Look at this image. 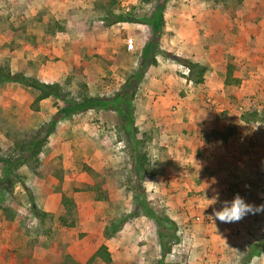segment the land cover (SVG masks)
Here are the masks:
<instances>
[{"label":"rangeland","instance_id":"1","mask_svg":"<svg viewBox=\"0 0 264 264\" xmlns=\"http://www.w3.org/2000/svg\"><path fill=\"white\" fill-rule=\"evenodd\" d=\"M37 1L40 4L35 12L27 16L43 23L44 16L51 15L46 24L49 31H62L65 17L88 18L96 43L116 21L122 24L117 27L120 34L115 32L118 39L106 40L111 48L107 54L98 53L95 43L90 48L93 50L88 51L90 38L87 34L79 37V59L87 66L79 62L65 82L48 84L58 85L60 90H55L63 96V100L50 96L52 117L47 108L50 105L36 102L38 91L12 78L21 76L42 82L10 71L11 80L0 82L1 95L10 89L13 94L17 90L22 93L23 88L33 91L29 93V106L14 105L15 114L9 110L5 113L3 104L0 105V241L3 247L8 243L7 250L13 253L15 263L20 258L21 264H107L98 258L90 261L101 245L110 253L108 264H218L220 260L224 264H250L257 260L258 250L264 246V213L225 224L213 216V209L219 210L221 204H212L214 201L209 199L217 193L219 201L239 194L247 203L264 204L262 160L254 172L250 166L257 177L254 182L246 176L237 185L226 183L222 188H209L205 178L212 174L207 173L194 187L182 186L179 172L192 167L188 162L181 166L179 153H170L179 152L180 143L173 135L181 132V127L178 119L151 125L146 118L151 110L160 108L150 104L154 99L148 96L154 91L147 86L145 74L155 68L159 74L168 70L167 76H173L174 92L165 94L162 113L174 116L179 111L193 112L195 121L198 113H212L211 118L217 120L216 126L222 132L214 128L204 130L203 124L196 127V131L205 132L206 137L201 136L210 151L218 145L225 147L224 142L230 146L241 144L248 151L243 160L257 162L262 157L252 159L249 154L255 147L256 152L264 147V107L259 121L251 119L255 95L246 93L250 75H258L256 59L251 54L260 49L256 38L264 29V0L33 2ZM55 3L61 11L55 8L57 11L52 12L50 8ZM2 9L4 23H13L10 11L7 14L6 7L0 5ZM16 16L21 21L26 14ZM155 17L160 19L157 26ZM13 28L20 30L22 25ZM81 43H85V50L79 47ZM129 44L132 50H128ZM191 64L196 66L193 73L188 69ZM211 67L219 69L217 75L208 73ZM201 68L202 82L195 84ZM137 73L142 75L138 83L134 80ZM205 75L213 76L212 86H203ZM178 79L181 86L177 89L174 82ZM124 96L129 98V115ZM183 100H192L197 108ZM66 101L101 104L79 114L59 115V127L56 124L47 135V152L40 154L38 176L25 165L14 170L12 163L11 173L5 177V161L19 157V142L27 144L29 137L58 118L56 115L66 107ZM245 108L251 112L246 114ZM243 116L250 120L245 121ZM153 131L157 133L156 139ZM228 136L233 142L226 141ZM180 151L183 153V147ZM208 155L209 161H215V153ZM25 175L32 179L30 184ZM62 195L73 201L70 218L62 205ZM53 198L55 201H50ZM63 215L73 227L60 223ZM107 226L118 231H110L105 237ZM251 253L255 255L249 257Z\"/></svg>","mask_w":264,"mask_h":264},{"label":"crops","instance_id":"2","mask_svg":"<svg viewBox=\"0 0 264 264\" xmlns=\"http://www.w3.org/2000/svg\"><path fill=\"white\" fill-rule=\"evenodd\" d=\"M33 1L35 0H0V5H2V7L5 6L7 9L6 13L8 14L10 11L11 15H13L10 18L13 21V23L11 24L9 22L4 23L3 19L6 20V16H0L1 19L0 69L3 67H7L6 70L13 73V75L14 73H22L25 77L36 78L38 81L45 84L63 83L71 76L73 68H75L77 63L81 62L77 51V47H78L77 43H80L79 37L87 34V36L90 38L89 40L91 41V44L90 41H88L87 43L89 49L94 47L95 39L90 34V28H89L90 20H88V18H86V20L83 19L78 20L75 17H65L66 19L64 20L65 22L62 31H58L57 29L49 31L46 28V24L50 21L51 15L44 16V19L42 20L43 23L40 22L39 20H34L33 17L29 18L27 16L29 12H35L34 9L40 4L38 1L37 2H33ZM45 1L48 0H43L41 2H45ZM55 8L61 11V8L56 7V3L52 5L50 9L52 10V12H55L57 11ZM2 12L3 9L0 10V15ZM20 13H25L26 17L21 18V21H18L17 19L19 16L16 15ZM61 19L64 18L63 17L56 18V21H60ZM19 23H21L22 28L20 30L17 28L14 29L13 27H17ZM43 24L44 26H42ZM121 24L122 22L116 21V23L111 25V28H107L106 32H102L104 34L101 33L100 36L102 37V39L99 41L97 40L95 43V48L99 50L98 53L101 54L108 53L107 51L110 50L111 48H109V45L106 42V40L113 38L112 40L115 41L118 39V37H116L115 32L119 31L118 33L120 34V30L117 29V27H119L118 25ZM98 31L100 32V29ZM112 31L114 32L113 34ZM256 42L259 43L260 49L256 51H252L253 53L251 55L255 56L256 59L255 72H257L258 75L256 76L253 73L250 75L249 80L247 82L248 92L246 94L247 96L255 95V99H254L255 101L253 102H256V106H254L252 110L253 112L252 115H256L255 121L256 120L259 121L258 116L261 114L264 107V29L258 32ZM10 44L11 45L15 44V45L10 46ZM84 44L85 43H81V45L79 46L82 47L81 48L82 50H85L83 47ZM92 50L93 49H90L88 51H92ZM137 51L139 52L140 48ZM6 64L8 66H6ZM80 64L83 67L87 66L85 62H81ZM97 70L101 71V69L98 68ZM158 71L159 70H157L156 72V69L153 68L145 74L147 77V86L149 85L151 90L154 91L151 92V94H149L148 96L149 99H154V100H150V104L151 105L157 104L160 108V109L154 108L153 110H151V112L147 115L146 118L151 121V125H155L158 122H162V120L164 121L167 120L168 123H171V121H174L175 119L177 121L178 119L179 127H181V132L178 131L176 134L174 135L172 134V135L177 139L176 143H180L178 149L179 152L170 151V153H179L181 166L184 163L188 162L192 167L188 171H184V169L182 168L181 171L179 172V174H181L179 181H181V183L183 184L182 186H190V185L193 186L197 184L199 181H201L200 178L203 181L207 173L212 174V176H208V179L205 178V180L209 181V183L206 184L209 185V188L210 187L214 188L217 185L219 186V188H222L226 186L225 185L226 183L227 184L232 183L234 185H237L238 182L246 178V176L250 177L251 181L254 182L257 179V177L251 173L250 169L251 167H253V172H254L255 170L254 168H257V163H260L261 160H262V168L264 169V147L261 150L259 149L257 152H256L257 150L256 147L253 148L252 150L250 149L251 153L249 154V156L251 155L252 159H255V157L258 156L262 157L259 158L257 162L249 161L251 165L247 160H243V158H245V155L248 154L247 153L248 151H247V147L241 146V144L237 146L235 145L230 146L224 142L225 147L218 145L216 149L217 152L213 148H211L210 151L208 143L206 144L201 136V134L205 136L206 135L204 134L205 132L200 133L196 131L197 130L196 127L199 128V125L203 124L205 127L203 128L204 130L213 129V128L216 129V131L221 130L222 128L216 126L217 120L214 117H212L214 118L215 121L214 123V121L210 116V114L212 113L205 111L204 113H198L197 121H195L196 113L193 114V112L183 113L184 111H179L174 116H172V114H169V112L162 113L161 109H164L165 107L164 105V107L162 108V105L164 104V101L162 100H165L167 98V95L165 94L171 95V91L174 92L173 86L171 84L174 80L172 79L173 77L172 75L171 78L167 76L168 70L165 71L161 70L162 74H159ZM217 71H219L218 68L211 67L208 73L209 74L216 73L217 75ZM180 83L181 81L179 79L174 82V85L176 86L177 89L181 86ZM12 84L14 85L16 83H12ZM12 84L10 85L12 86ZM202 84L203 86L204 85L212 86L213 76L205 75L204 82ZM22 91H23L22 93H19V90H17L16 94H13L10 89L9 93H4L1 95V89H0V100H3L0 103V105L3 104V107L5 108V113H7L9 110L10 113L15 114L14 113L15 109L13 107H16L14 105H18L20 103L29 106L30 104L29 100H31L29 93L31 94L33 93V91L27 89L25 90L24 88ZM50 100H52L51 97L43 99L42 101H40V105H47V104L50 105L47 106V108H49L48 111L50 113V116L51 115L53 116L54 114L51 111L52 108H51ZM183 101L185 104L191 102L190 104L197 108V106L194 103H192L193 102L192 100H183ZM250 102L248 103L249 105ZM247 109L245 108V110ZM250 112L251 110L245 111L246 114ZM16 113L17 114L19 113L18 107L16 109ZM167 121L166 124H168ZM57 124H58L57 125L58 128L60 122H57ZM191 129L193 131H191ZM222 131L223 130H221V132ZM154 133L155 134L153 135H155L154 138L156 139L157 133L156 132ZM208 134L209 132L207 133V135ZM172 135L171 137H173ZM227 138L225 137L226 141L233 142L232 137L228 136ZM169 143H172V141H169ZM184 144L188 148L184 147L183 146ZM46 146L47 145L43 147L41 155L47 152V150H45ZM181 147H183V153L180 151ZM210 152H213V154L215 153V155H217L214 159H212L215 161H209L211 160L209 159V155H208V153ZM40 161H42L41 156H40ZM217 163L219 164V166L216 167L215 165ZM189 164H185V165L189 166ZM49 166L51 165L49 164ZM241 169H245L247 173L246 172L243 173ZM197 171L200 173H197ZM25 176L27 177V182L30 184L32 179L28 175ZM213 181H215V183H213ZM175 184H177V182ZM201 184H204L205 186L204 182H201ZM240 190L243 191L244 189L240 187ZM45 201L46 200H44V202ZM50 201L52 202L55 201V198L50 199ZM43 207H46V205L43 204ZM7 247H8V243H6L5 247H3L2 242L0 241V264L23 263V261L20 260V258H18L17 262L15 263L14 255L12 252L7 250ZM10 249L13 250V248ZM258 252L260 257L255 256L257 257V260H253L252 263L250 264H264V246L261 248V250H258ZM254 255H255L254 253H251L249 257ZM218 264H224V262L220 260Z\"/></svg>","mask_w":264,"mask_h":264},{"label":"trees","instance_id":"3","mask_svg":"<svg viewBox=\"0 0 264 264\" xmlns=\"http://www.w3.org/2000/svg\"><path fill=\"white\" fill-rule=\"evenodd\" d=\"M238 2H240L241 0H237ZM119 22V21H117ZM155 25H159L160 23V19H158L157 17H155L154 20ZM196 66L195 65H189L188 69L190 71V73L195 70ZM199 67V66H197ZM204 73V68L199 69V78L195 81H193L195 84L196 83H201L202 82V76ZM13 76L10 74V72L8 70H5V68H1L0 69V82L2 81H8L11 80ZM141 74L137 73L136 76H134V80H136V83H138L141 80ZM15 79V81L17 82H21L22 84H24L25 86L31 87L34 90L39 92L38 97L36 98V102H40L43 99H46L50 96H59L62 98L63 100V96L61 94H58V92L56 90H60V87L58 85H46V84H42L39 83L37 81L31 80V79H25V78H21V76L12 78ZM56 89V90H55ZM123 99L125 100V104L127 105V114H130V102L128 101L129 98L127 96H124ZM86 100V99H85ZM101 103H93L92 101H85L83 102V104H71V102L66 101V107L62 108L59 112V114L56 115V117L58 118H54L50 124H48V126H44L36 135H32L30 138V141L27 144L24 143H20L19 142V146H16L17 151L20 152L19 157L17 159H7L5 161L6 164V170L4 172V176H8L11 173V164L13 163V167L14 170L21 167L22 165H25L29 168V170L35 175L38 176V167H39V156L42 152L43 147L47 144L48 138L47 135L50 134L54 128L55 125L57 124L60 114H63L64 116H70L71 114H79L82 113L85 109H87L88 107L92 106V105H100ZM243 119L245 121H249L250 119H247L246 116H243ZM253 120L256 119V115H252ZM129 121H131L129 119ZM130 124V123H129ZM131 125V124H130ZM42 133V134H40ZM44 133V134H43ZM1 149H0V157H1ZM22 160V161H21ZM13 161H17L15 163H17V166L15 165V163ZM21 161V162H20ZM57 173V172H56ZM60 180H62L61 178H59ZM62 205L65 209L66 215L70 218V216L72 215V210L74 209V204L73 201L67 197H65L64 195H62ZM4 211H8L6 209H4ZM9 217H13L10 213L8 214ZM63 215L60 216L59 221L62 225L64 226H70L73 227V224H68L67 223V216ZM110 231H112L113 233L118 231L117 228H113L109 226L106 227L105 229V237L109 236ZM96 258L100 259L102 262L104 263H110L111 262V257H110V253L108 252V249L105 245H101L100 248L95 252V254L90 258V261H94Z\"/></svg>","mask_w":264,"mask_h":264},{"label":"clouds","instance_id":"4","mask_svg":"<svg viewBox=\"0 0 264 264\" xmlns=\"http://www.w3.org/2000/svg\"><path fill=\"white\" fill-rule=\"evenodd\" d=\"M215 183V181H213ZM215 204L219 202L221 207L219 210L213 209V216L219 222L230 224L241 221L248 215H256L264 213V204L254 205L247 203L243 197L236 194L231 200L219 201V194L217 193L213 199ZM210 204V205H212Z\"/></svg>","mask_w":264,"mask_h":264},{"label":"built area","instance_id":"5","mask_svg":"<svg viewBox=\"0 0 264 264\" xmlns=\"http://www.w3.org/2000/svg\"><path fill=\"white\" fill-rule=\"evenodd\" d=\"M127 48H128V50H132V49H133L132 44H129V45L127 46Z\"/></svg>","mask_w":264,"mask_h":264}]
</instances>
